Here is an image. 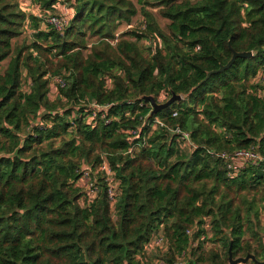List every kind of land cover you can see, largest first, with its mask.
Here are the masks:
<instances>
[{"label": "trees", "instance_id": "1", "mask_svg": "<svg viewBox=\"0 0 264 264\" xmlns=\"http://www.w3.org/2000/svg\"><path fill=\"white\" fill-rule=\"evenodd\" d=\"M59 3L33 0L51 11ZM152 6L166 29L149 0H73L61 34L20 0H0V264H156V238L161 264H230L231 246L234 259L264 261V163L236 173L216 156L255 148L264 157V0ZM139 12L146 28L112 46ZM26 32L33 41L15 47ZM88 36L98 38L90 50ZM233 51L254 56L189 94ZM48 55L60 58L54 74L63 70L66 82L53 101ZM173 93L183 100L150 117L144 97L165 103ZM86 100L112 105L111 122L87 123ZM157 119L165 126L153 129ZM177 128L190 134L185 150ZM135 129L141 149L130 155L126 131ZM104 159L115 202L99 172ZM85 170L98 176L93 201L79 186Z\"/></svg>", "mask_w": 264, "mask_h": 264}, {"label": "built area", "instance_id": "2", "mask_svg": "<svg viewBox=\"0 0 264 264\" xmlns=\"http://www.w3.org/2000/svg\"><path fill=\"white\" fill-rule=\"evenodd\" d=\"M20 5L25 12L41 18L43 21L42 22L43 26L45 28L50 27L51 29L61 34H63L66 31L73 18L72 8L66 7L61 3H59L54 7V11L43 10L38 6H34L33 0H20ZM55 10H59V12H55ZM146 25L147 23L144 21L141 25V29L144 30L146 28ZM127 27L131 29L132 23ZM55 80L60 88H64L66 86V82L63 77H58ZM82 107L85 108L84 109L85 112L89 114L87 118V123L97 125L100 121H103L107 125L111 122V120L109 119V111L112 105H101L96 101H91V102L87 101V104L82 105ZM73 117H75V115H73ZM144 126L145 123L143 124L142 127ZM164 126H165L164 123L157 119L154 122L153 129ZM140 130L141 129L126 131V133L130 135L132 141L131 147L129 148L128 151L130 155H134L136 152H138L141 149V147L133 145L135 144L133 143L134 140L138 139V137L140 136ZM174 133L178 135L179 137L178 139L180 143H184L189 146L193 145L190 139V134L188 132L181 131L179 128H177L174 131ZM216 156L222 159L223 161H225L229 170H233L236 173L240 169H245L249 164L256 166V165H260L261 163H264V157H262L261 154L255 148L239 150L232 154L221 153ZM99 172L103 174V179L105 183L108 184V196L110 201L115 202L117 196L118 183L116 182L114 171L111 169V167L109 166L108 162L105 159L101 167L99 168ZM97 181H98L97 174H93L90 170H85L82 173V177L79 181V186L83 187V189L86 192V196H88L90 201L95 200V198L99 194ZM188 234L190 235V237H192L191 232H188ZM148 246L151 247L148 252L149 254H152V252L156 247L164 246V240L163 238H156ZM174 264H183V259H179Z\"/></svg>", "mask_w": 264, "mask_h": 264}, {"label": "rangeland", "instance_id": "3", "mask_svg": "<svg viewBox=\"0 0 264 264\" xmlns=\"http://www.w3.org/2000/svg\"><path fill=\"white\" fill-rule=\"evenodd\" d=\"M61 2L62 5H65L66 7H70L71 8V5L73 3V0H59ZM150 2V7L148 8L151 12H153L156 17L158 18V21L159 23L161 24L162 28L163 29H166V25H167V21L162 19L160 14H159V9L160 8H154L152 6V3L154 2V0H149ZM146 22L148 23L147 21V18L141 14V12L138 13V15L136 17H134L130 23H126V22H123L120 26H119V29H118V32L116 34V40L115 41H112L111 44L112 46L115 47L116 45V41L118 42L122 37L123 38H126V39H129L127 36H124L126 33L132 31V30H141V25L143 22ZM132 23V28H128L127 26L128 25H131ZM43 28H45L43 25H42ZM31 33L30 32H26L24 36L20 37L19 39L15 40L14 41V45L15 47H21L23 44H30L33 39L30 37ZM98 40L97 37H90L88 36V47L90 50V48L92 47V45ZM149 44V43H148ZM140 47L145 49V45L143 42H140L139 43ZM144 45V46H143ZM88 53H90L89 51H86L85 52V56L88 55ZM49 61H51V64H49V74H48V79L50 81V98L55 100V97L58 95L59 93V89L60 87L57 85V82L55 79H57L58 77H61L60 75H63V70L61 71L60 74H54V71L60 67L61 65V60L60 58H54L53 55H48L47 56ZM6 65H7V62H4L2 64H0V71H3L5 68H6ZM261 73V72H260ZM259 77H262V73L259 75ZM24 79L26 80V77H24ZM111 80V79H110ZM112 83V81H111ZM23 90L24 91H27L29 90V83L27 82L26 84L23 85ZM87 104V101L85 102H82V105H85ZM147 141V139H146ZM180 147L181 149L185 150L186 149V146L184 143H180ZM188 149V147H187ZM189 150V149H188ZM260 224H261V227H264V211L262 212V215H261V220H260ZM264 233L261 232V235H263ZM249 237V236H248ZM252 245L256 246L255 244L252 243ZM212 246L209 245L208 248H211ZM165 251H155L154 253H152L150 256L152 257L153 261L156 263V264H161V261L162 259L164 260L166 255H165ZM248 264H253L251 262H249Z\"/></svg>", "mask_w": 264, "mask_h": 264}, {"label": "water", "instance_id": "4", "mask_svg": "<svg viewBox=\"0 0 264 264\" xmlns=\"http://www.w3.org/2000/svg\"><path fill=\"white\" fill-rule=\"evenodd\" d=\"M253 56H254L253 52H242V53H239V52L233 51V56H232V58H231V60H230V62L228 64L221 65V67L218 70L208 72L207 75H206V78L202 82H200L196 87H194L190 91L189 94L193 93L203 83L207 82L211 78L212 75L220 74V73H223L224 71L230 69L238 58L248 59V58H251ZM144 100L151 104L152 112L150 114V117H153V116L157 115L159 112H161V111H163L165 109H168L174 103L182 101L183 97L181 95H177V94L173 93L172 97L168 101H166L165 103L157 102L156 99L153 96L144 97ZM249 262H253L255 264H264V261L263 262L258 261L257 258L254 255H251V254L247 255L244 258L234 259L233 258V252H232V246L230 247V249H229V263L230 264H248Z\"/></svg>", "mask_w": 264, "mask_h": 264}, {"label": "crops", "instance_id": "5", "mask_svg": "<svg viewBox=\"0 0 264 264\" xmlns=\"http://www.w3.org/2000/svg\"><path fill=\"white\" fill-rule=\"evenodd\" d=\"M60 8V7H59ZM61 9H63V8H61ZM55 12H59V10H55ZM37 15V14H36Z\"/></svg>", "mask_w": 264, "mask_h": 264}]
</instances>
